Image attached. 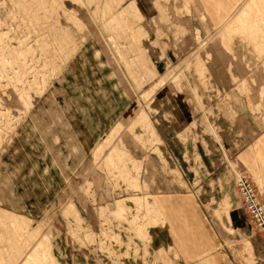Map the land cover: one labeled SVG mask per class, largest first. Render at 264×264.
I'll return each mask as SVG.
<instances>
[{
    "label": "rangeland",
    "instance_id": "1",
    "mask_svg": "<svg viewBox=\"0 0 264 264\" xmlns=\"http://www.w3.org/2000/svg\"><path fill=\"white\" fill-rule=\"evenodd\" d=\"M148 12L0 0V264H264V0Z\"/></svg>",
    "mask_w": 264,
    "mask_h": 264
},
{
    "label": "built area",
    "instance_id": "2",
    "mask_svg": "<svg viewBox=\"0 0 264 264\" xmlns=\"http://www.w3.org/2000/svg\"><path fill=\"white\" fill-rule=\"evenodd\" d=\"M237 188L243 206L259 230L264 243V198L259 195L254 184L244 173H237Z\"/></svg>",
    "mask_w": 264,
    "mask_h": 264
},
{
    "label": "crops",
    "instance_id": "3",
    "mask_svg": "<svg viewBox=\"0 0 264 264\" xmlns=\"http://www.w3.org/2000/svg\"><path fill=\"white\" fill-rule=\"evenodd\" d=\"M158 1V0H133V2L135 3V6L138 8V10L145 14H149L148 10H151V9H155V2ZM147 4V5H146ZM169 199H162L160 200V204L161 206L163 207V209L165 210H170V203L168 202ZM174 210V208L172 209ZM202 249V248H200ZM200 249H194L192 251V254H194L195 256H201L202 253L201 251H199Z\"/></svg>",
    "mask_w": 264,
    "mask_h": 264
}]
</instances>
